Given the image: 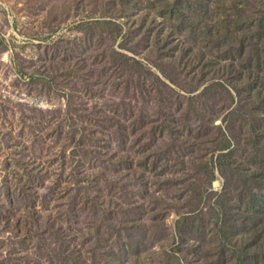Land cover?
<instances>
[{"label": "rangeland", "instance_id": "374dc122", "mask_svg": "<svg viewBox=\"0 0 264 264\" xmlns=\"http://www.w3.org/2000/svg\"><path fill=\"white\" fill-rule=\"evenodd\" d=\"M0 264H264V0H0Z\"/></svg>", "mask_w": 264, "mask_h": 264}]
</instances>
